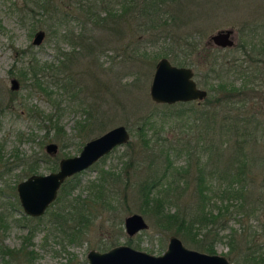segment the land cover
I'll return each mask as SVG.
<instances>
[{"label":"rangeland","instance_id":"374dc122","mask_svg":"<svg viewBox=\"0 0 264 264\" xmlns=\"http://www.w3.org/2000/svg\"><path fill=\"white\" fill-rule=\"evenodd\" d=\"M87 2L95 4L92 17L86 13ZM144 3L0 0V98L9 102L0 119V244L23 248L7 264H89V249L106 250L121 243L162 253L174 233L163 230L155 218L139 210L137 187L147 174L160 172L166 156L175 166L190 162L187 191L176 199L183 207L191 206L197 162L207 170L222 167L229 156L247 162L243 180L246 198L235 199L222 215L225 225L219 230L222 237L216 239L214 249L234 264H247L243 260L247 252L264 255V83L252 84L250 91L238 96L245 102L241 108L211 101L215 98L210 93V100L205 97L174 106L157 103L149 94L159 55L165 53L176 63V54L182 58L187 53L178 45L187 34L197 43L190 56L192 62H201L202 55L210 52L224 63L226 80L239 85L236 70L227 67L239 69V62L248 58L240 48L246 33L264 35V0H153L147 10ZM107 10L112 14L107 15ZM224 27L234 28L236 46L218 48L210 44V49L205 48L209 35ZM39 28L45 30V36L35 45L32 39ZM34 57L52 63L54 69L65 60L63 70L56 71L58 76L52 77L49 71L43 77L48 81L46 90L25 84L19 77V70L27 69L26 64ZM259 64L264 68V62ZM11 77L19 79L17 90L10 89ZM195 79L208 90L202 76ZM188 105L193 109L185 108ZM241 110H246L250 118L254 116L249 133L239 129V134H234L222 127L226 115L234 112L240 114L239 120L235 119L242 126ZM93 115L98 117L85 126L87 129L79 128L78 121L87 117L91 120ZM118 124H124L130 132L127 143L79 172L80 183L74 194L80 199L88 197V184L98 178L100 170L109 187L104 201L86 199L95 208L88 225L72 230L56 216L54 212L64 204V198L53 202L40 216L24 212L16 184L31 174L27 172L29 163L37 159L35 172L47 173V163L77 154L88 139ZM139 126H144V139ZM48 142L58 144L57 155L46 152ZM9 161L12 169L3 172V162ZM175 179L177 184H185V180ZM134 212L142 214L148 225L128 235L124 218ZM66 228L76 234L70 236ZM28 250H32L29 256L24 254ZM4 258L0 254V264H4Z\"/></svg>","mask_w":264,"mask_h":264},{"label":"trees","instance_id":"16d2710c","mask_svg":"<svg viewBox=\"0 0 264 264\" xmlns=\"http://www.w3.org/2000/svg\"><path fill=\"white\" fill-rule=\"evenodd\" d=\"M144 1L145 6H143V9L147 10L146 7L153 2V0ZM87 4L89 6H87L86 13H89V17H92V15H95V11L92 9L95 7V4H91V2H87ZM155 11H157V9ZM111 14L112 12L107 10V15ZM32 26H34L33 29H35V23H32ZM251 30H253V28H251ZM252 32V34L249 32L246 33L243 43L240 44L243 53L248 56L247 59H243L239 62L241 68L236 69L232 66L229 68L227 67V69L232 68V70H236L241 79L239 85H237L232 79L226 80L223 74L224 63L217 58H214L210 52L206 51L203 54L204 56L202 55V59L204 58L203 63L192 62L190 56L192 50L197 49V43L192 40L191 35L189 34L182 38L183 41L178 42V45L182 46L187 53H184V57L182 58H179L180 54H176L177 60L175 62L179 65H188V63L194 64L197 73L199 72L203 77V81L208 87V93H210L212 98H215L211 101L229 105L231 108H241V105H245V102H242V99H239L238 96L242 93L248 92V90L250 91L252 84L262 86L264 83V68L259 64L261 61L264 62V35L260 32ZM205 48L210 49L206 46ZM159 56H166V54L161 53ZM259 56H263V58H258ZM26 65H28L27 69L21 68L19 70V77L23 79V82L25 84L27 82L29 85L38 89L46 90L48 81L43 77H46L47 72L49 71L53 77L56 75L58 68L59 70H63L62 68L65 66V60H62L60 65L55 69L52 63L49 64L46 61H40L36 57H34L33 61L30 60ZM208 96L209 95L207 94L206 99L210 100L211 97L209 98ZM192 102L193 100L164 104L174 106L176 103L191 104ZM8 105L9 102L5 101L4 98L0 100V119L4 116V111ZM185 108L190 110L193 109L190 105ZM27 110L29 112L28 108ZM236 113L237 112H234V114L228 113L224 120L227 122H225L222 127L234 134H236V132L239 134V129L242 133H249V130L252 128L249 127V123H252L250 121H254V116L250 118L249 115H245L247 113L246 110H241V113L243 114H241V120L244 123L241 126L235 119L240 114ZM97 117L98 116L93 115L91 116V120L89 117L84 118L87 120H83V122L89 120L87 124L78 121L79 128H81V126L86 128L85 126H88L89 123H91L90 121L95 120ZM237 118L239 120V117ZM57 128L60 129L58 125ZM144 130V126L138 127V132L143 136V139L145 135ZM252 131H254V128ZM2 146L3 143L0 142V147L2 148ZM236 148L238 149L239 147L237 146ZM229 157V161L216 170H207L206 165H203L200 162L196 163V173L193 176L194 181L192 182L194 189L191 194V197L193 198L191 199V206L183 207L176 203L178 202L176 199L179 198L182 192L187 191V186L190 183L187 181V176H189L191 172V165L189 161H186L181 166H175L171 162L170 157L166 156V164L159 169L160 172L155 175L147 174V176L138 184L137 189L140 198L139 210L143 214L151 215L156 219V223L163 228V230L177 234L190 246L202 249L206 252H215V241L218 237H222V235L219 236V230L225 225L222 215L229 209L231 202L235 199L244 200L247 194L245 188L246 182L243 180L245 179L246 170L249 166L245 161L240 162V158L239 160L234 156ZM48 160L51 161L52 159L49 158ZM37 161V159H34L33 163L27 165V172L33 173L36 171ZM16 164H18V161H16ZM234 164L236 165L234 166ZM57 166L58 163L55 160L47 163V168L49 170H55ZM12 167L10 161L7 162V164L3 162V172L11 170ZM104 174L105 173L100 170L98 178L89 182L88 187L90 192L85 199H80L79 195L74 194V189H76L80 183L78 177L79 172L67 177L61 184L54 202L62 201L64 198V204H59L58 209L54 213L56 216H60L70 229H81L83 226L89 224L95 208L93 209L92 204L88 203L86 199L93 197L96 201L99 199L104 201L109 190ZM175 178L185 180V184H177ZM176 192H178V195H176ZM174 195H176V197H174ZM102 204H105V202ZM172 205H174V208H172ZM69 228H66L65 231L68 232L70 236L73 233L76 234V232H70ZM229 236L230 239H235L233 233L229 234ZM22 249L23 248H12L6 244H0V254L2 255V258L7 256V258H4L3 263L7 264L10 259L15 257V254L19 253ZM24 254L29 256L32 254V250L25 251ZM243 260L247 264H264V255H255L253 252H247L244 254Z\"/></svg>","mask_w":264,"mask_h":264},{"label":"water","instance_id":"95a60500","mask_svg":"<svg viewBox=\"0 0 264 264\" xmlns=\"http://www.w3.org/2000/svg\"><path fill=\"white\" fill-rule=\"evenodd\" d=\"M232 32L231 28L219 29L209 35V40L219 46H231L234 44ZM44 36L45 30L39 28L34 33L32 43L40 44ZM10 83L12 90H17L20 86L17 77H11ZM149 94L157 103H175L202 100L208 91L197 85L190 66L174 64L167 56H161L155 63ZM129 138L130 132L124 124L115 125L88 139L79 153L61 157L55 170L48 173H33L20 180L16 189L24 212L32 216L44 213L56 198L61 184L67 177L88 168L115 146L126 143ZM46 149L50 153H55L57 144L48 142ZM147 225L144 216L138 212L124 218V227L128 235L135 234ZM86 257L89 264H234L224 254L186 246L176 234L169 236L167 246L160 254L121 243L102 251L91 248Z\"/></svg>","mask_w":264,"mask_h":264},{"label":"flooded vegetation","instance_id":"af4514ba","mask_svg":"<svg viewBox=\"0 0 264 264\" xmlns=\"http://www.w3.org/2000/svg\"><path fill=\"white\" fill-rule=\"evenodd\" d=\"M224 28H231L232 30H233V32L231 33V38L234 40V44L233 45H231V46H219V45H216V44H213L212 43V41L211 40H209V38L207 39V43L208 44H206V47H209V46H211L210 44H213L212 46H215V47H218V48H225V47H227V48H234V46H236V34H235V31H234V28H232V27H224ZM222 29V28H221ZM219 30V29H218ZM241 44V43H240ZM241 48V47H240ZM243 52V51H242ZM204 56V55H203ZM172 62V61H171ZM204 62V58L202 59V61H201V63H203ZM173 63V62H172ZM174 64H176V63H174ZM177 65H179V64H177ZM191 65V66H190ZM186 66H190L191 68H192V70H193V77H194V79H195V76L197 75V76H200L201 77V75L199 74V72L197 73V69L195 68V66H194V64H189V65H186ZM195 69H196V71H195ZM203 78V77H202ZM195 81H196V79H195ZM196 83H197V81H196ZM198 85V84H197ZM199 86V85H198ZM200 87V86H199ZM203 88V87H202ZM204 89H206V88H204ZM207 90V89H206ZM208 91V90H207ZM191 101V100H190ZM56 143V142H55ZM57 144V143H56ZM82 147V146H81ZM116 147V146H115ZM114 147V148H115ZM81 149V148H80ZM45 150H46V152L49 154V155H52V156H55V155H57L58 153V151H56L55 153H50L49 151H47V149H46V145H45ZM57 150H58V144H57ZM80 151V150H79ZM112 151V150H111ZM110 151V152H111ZM79 153V152H78ZM109 153V152H108ZM107 153V154H108ZM75 155V154H74ZM106 155V154H105ZM105 155H103L102 157H100L98 160H100L101 158H103ZM63 157H65V156H63ZM97 160V161H98ZM96 161V162H97ZM58 162H59V160H58ZM96 162H94V163H96ZM93 163V164H94ZM58 167V166H57ZM51 171V170H50ZM33 173H36V172H33ZM33 173H31V174H33ZM48 173V172H47ZM30 174V175H31ZM65 181V180H64ZM18 183V182H17ZM16 186H17V184H16ZM59 191V190H58ZM56 199V198H55ZM54 199V200H55ZM54 200L49 204V205H51L53 202H54ZM49 207V206H48ZM47 207V208H48ZM47 208H46V210H47ZM45 210V211H46ZM44 211V212H45ZM43 214V213H42ZM41 214V215H42ZM29 215V214H28ZM30 216H32V215H30ZM38 216H40V215H38ZM102 251V250H101Z\"/></svg>","mask_w":264,"mask_h":264}]
</instances>
